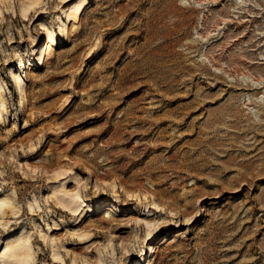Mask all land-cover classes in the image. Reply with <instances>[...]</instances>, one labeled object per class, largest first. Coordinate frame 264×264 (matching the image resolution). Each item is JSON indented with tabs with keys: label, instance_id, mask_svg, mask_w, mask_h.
I'll list each match as a JSON object with an SVG mask.
<instances>
[{
	"label": "rangeland",
	"instance_id": "obj_1",
	"mask_svg": "<svg viewBox=\"0 0 264 264\" xmlns=\"http://www.w3.org/2000/svg\"><path fill=\"white\" fill-rule=\"evenodd\" d=\"M21 1L0 0V264L24 231L32 264H264V0H87L78 22ZM77 191L81 214L58 203Z\"/></svg>",
	"mask_w": 264,
	"mask_h": 264
},
{
	"label": "bare ground",
	"instance_id": "obj_2",
	"mask_svg": "<svg viewBox=\"0 0 264 264\" xmlns=\"http://www.w3.org/2000/svg\"><path fill=\"white\" fill-rule=\"evenodd\" d=\"M62 1H67V0H62ZM43 2H44V0H22L21 1V4H22L21 12H22V16L24 17V20H31L35 16V13L38 11L37 8L41 9L40 7L42 6ZM87 3H88L87 0H78L75 3H73L74 7L73 6L72 7L75 8V10H73L69 14V10L71 8V7H69L68 11H65V12H67L66 19L72 20L74 22H78V20H79L78 16L81 13V10H83L85 8L84 6H86ZM61 16H63V15H61ZM44 29L46 30V31L45 30L44 31L47 32L46 36H48V39H49L48 42L51 43V45H52L53 43H55L54 42L55 41V35H56L55 30L52 27H50V26H45ZM61 29L63 31H66V29H68V28L66 26H64ZM63 36H64V34H63ZM17 55H16V57H17ZM49 55H47V57H49ZM45 59L46 58L44 56V52L41 51V53L38 56V60H40L39 62H41L43 60L42 63H44ZM33 62H34V60H33ZM21 63L23 65V61L22 60H21ZM22 67H24V66H22ZM12 75L14 76V79H16V85L18 87V90L20 91V98L21 99H20L19 103H21V105L22 104L25 105V101L27 100V91H26V88H25L26 82H24L25 79L22 77L21 74H18L16 72H14V74H12ZM247 77H250V76H247ZM258 84L259 83L257 81H254V85H258ZM3 95H4V93L2 94V91H0V118L3 117V116H1L2 112H3L2 110L5 109L8 106L6 98H5L6 96L4 95L5 96L4 97ZM69 171H70V169L60 170L55 175L58 178L59 176H63L64 174L65 175L68 174ZM6 187H8V186H6ZM63 193H64V195L62 197H59V198L57 197L58 198V203L60 205H62L63 208H67V210H69V211H71L73 213L81 214L82 211H84V206H86V205H85V201H80L81 200L80 193L78 191L75 194H69L68 192H63ZM3 204H5V202H3ZM153 205H154L155 209L157 211H159L160 205H158L155 202L153 203ZM14 208H15L14 206H11L10 212H12ZM6 213H7V211L5 212V214ZM137 221H138L139 224L146 223L148 225V227H149L148 235L152 234V232H153L152 227L156 223H154L152 220H149L146 217H138ZM25 232L26 231L23 232L21 238L19 237L20 239H17V240H14V241L13 240H9L7 242L5 250H4V252H3L2 256H1L3 258V260H4V264H29V262L31 263V261H30L31 256H30V246H29V244L32 242L31 241L32 240V235H25ZM81 237H83V235H81ZM151 251L152 252L154 251V248L152 246H151ZM53 255H54L55 258H60V254L58 252H54ZM98 263L99 264H103L102 259L99 260Z\"/></svg>",
	"mask_w": 264,
	"mask_h": 264
}]
</instances>
